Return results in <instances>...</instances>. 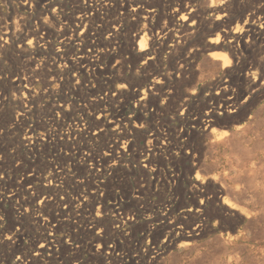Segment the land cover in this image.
<instances>
[{
  "label": "rangeland",
  "instance_id": "rangeland-1",
  "mask_svg": "<svg viewBox=\"0 0 264 264\" xmlns=\"http://www.w3.org/2000/svg\"><path fill=\"white\" fill-rule=\"evenodd\" d=\"M29 1L0 0V264H264V0Z\"/></svg>",
  "mask_w": 264,
  "mask_h": 264
},
{
  "label": "bare ground",
  "instance_id": "bare-ground-1",
  "mask_svg": "<svg viewBox=\"0 0 264 264\" xmlns=\"http://www.w3.org/2000/svg\"><path fill=\"white\" fill-rule=\"evenodd\" d=\"M6 1V0H5ZM106 1V0H105ZM111 1V0H110ZM114 1V0H113ZM135 1V0H134ZM168 1V0H167ZM188 1V0H187ZM186 1V2H187ZM222 1H224V0H222ZM262 1V0H261ZM2 2V1H1ZM23 2V1H22ZM31 2V0L28 2V3H30ZM184 2V1H183ZM193 2V1H192ZM191 2V3H192ZM209 2V1H208ZM215 2V1H214ZM221 2V1H220ZM263 2V1H262ZM164 3V2H163ZM176 4H178L177 2H175ZM188 3V2H187ZM27 4V3H26ZM102 4V3H101ZM133 4V3H132ZM150 4V3H149ZM165 4V3H164ZM180 4V3H179ZM183 4V3H182ZM213 4V3H212ZM262 4V3H261ZM23 5V4H22ZM111 5V4H110ZM175 5V4H174ZM188 5V4H187ZM26 6V5H25ZM75 6V5H74ZM136 6V5H135ZM256 6V5H255ZM254 6V7H255ZM259 6V5H258ZM105 7V6H104ZM107 7V6H106ZM179 7V6H178ZM188 8H189V6H187ZM216 7L218 8L219 6L218 5H216ZM222 7V6H221ZM257 7V6H256ZM261 7H263V6H261ZM87 8V7H86ZM260 8V7H259ZM136 9H138L137 7H136ZM192 9V8H191ZM194 9V8H193ZM27 10V9H26ZM131 10V9H130ZM132 10H133V8H132ZM181 10H182V8H181ZM184 10V9H183ZM262 10V9H261ZM86 11V10H85ZM120 11V10H119ZM127 11H129V9L127 10ZM136 11V10H135ZM139 11V10H138ZM146 11V10H145ZM149 11V10H148ZM257 11V10H256ZM263 11V10H262ZM262 11H260V12H262ZM31 12V11H30ZM152 12V11H151ZM173 12V11H172ZM181 12V11H180ZM186 12V11H185ZM184 12V13H185ZM189 12V11H188ZM192 12H194V11H192ZM222 13H223V11H221ZM221 12H219L220 14H222ZM18 13V12H17ZM83 13V12H82ZM85 13V12H84ZM104 13V12H103ZM134 13V12H133ZM147 13V12H146ZM174 13V12H173ZM179 13V12H178ZM177 13V14H178ZM216 13H218V12H216ZM219 13H218V15H219ZM183 14V13H182ZM186 15L188 14L187 12L185 13ZM225 14V13H224ZM223 14V15H224ZM251 14V13H250ZM254 14H256V12H254ZM122 15V14H121ZM190 15H191V13H190ZM215 15V14H214ZM244 15V14H243ZM49 16V15H48ZM84 16V15H83ZM135 15H133V17H134ZM147 16V15H146ZM149 16V15H148ZM175 16V15H174ZM180 16V15H179ZM216 16V15H215ZM257 16V15H256ZM116 17V16H115ZM190 17V16H189ZM80 18V17H79ZM143 18H145L144 16H143ZM180 18H182V17H180ZM184 18V17H183ZM217 18V17H216ZM248 18V17H247ZM254 17H253V15H251L250 17H249V19L252 21V20H255V19H253ZM257 18V17H256ZM138 19V18H137ZM189 19V18H188ZM191 19V18H190ZM219 19V18H218ZM179 20V19H178ZM222 20V19H221ZM242 20V19H241ZM16 21V20H15ZM110 21V20H109ZM121 21V20H120ZM180 21V20H179ZM224 21V20H223ZM222 21V22H223ZM262 21V20H261ZM114 22V21H113ZM117 22V21H116ZM116 22H114V23H116ZM174 22V21H173ZM221 22V21H220ZM223 23H225V22H223ZM247 23H248V21H247ZM254 23H257V22H254ZM262 23V22H261ZM260 23V24H261ZM264 23V22H263ZM1 24V23H0ZM23 25V24H22ZM107 25V24H106ZM222 25V24H221ZM223 25H225V24H223ZM222 25V26H223ZM59 26V25H58ZM113 26V25H112ZM115 26V25H114ZM119 26V25H118ZM174 26V25H173ZM179 26V25H178ZM183 26V25H182ZM40 27V26H39ZM249 27V26H248ZM262 27H263V25H262ZM47 28V27H46ZM45 28V29H46ZM114 28V27H113ZM173 28V27H172ZM175 28H177V25H176V27ZM236 28V27H235ZM234 28V29H235ZM40 29V28H39ZM170 29V28H169ZM168 29V30H169ZM189 29V28H188ZM245 29V28H244ZM259 29V28H258ZM260 29H261V27H260ZM172 30V29H171ZM249 30V29H248ZM253 30V29H252ZM42 31V30H41ZM40 31V32H41ZM47 31H48V29H47ZM71 31V30H70ZM162 31V30H161ZM163 31H164V28H163ZM175 31V30H174ZM181 31L183 32V29H181ZM180 31V32H181ZM185 31V30H184ZM238 31V30H237ZM251 31V30H250ZM257 31V30H256ZM259 31V30H258ZM15 32V31H14ZM39 32V31H38ZM165 32V31H164ZM168 32V31H167ZM179 32V31H178ZM181 32V33H182ZM231 32V31H230ZM34 33V32H33ZM49 33V32H48ZM161 33V32H160ZM171 33V32H170ZM173 33V32H172ZM221 33V32H220ZM227 33H228V31L226 32V35H227ZM257 34H258V32H256ZM256 33H254V34H256ZM17 34V33H16ZM42 34V33H41ZM112 34V33H111ZM167 34V33H166ZM246 34V33H245ZM218 35V34H217ZM225 35V34H224ZM232 35V34H231ZM230 35V36H231ZM252 35H253V33H252ZM8 32H4L3 34H2V39H3V41L4 40H7L8 39ZM33 36V35H32ZM35 36V35H34ZM37 36V35H36ZM45 36V35H44ZM102 36V35H101ZM168 36V35H167ZM185 36V35H184ZM221 36V35H220ZM228 36V35H227ZM239 36V35H238ZM85 37V36H84ZM28 38V37H27ZM34 38V37H33ZM44 38V37H43ZM120 38V37H119ZM174 38V37H173ZM182 38V37H181ZM180 38V39H181ZM225 38V37H224ZM228 38V37H227ZM234 38V37H233ZM236 39H237V37H235ZM251 38V37H250ZM256 38V37H255ZM262 38V37H261ZM9 39H10V36H9ZM17 39V38H16ZM22 39V38H21ZM186 39V38H185ZM247 39H249V38H247ZM259 39V38H258ZM263 39V38H262ZM261 39V40H262ZM39 40V39H38ZM42 40V39H41ZM67 40V39H66ZM69 40V39H68ZM179 40V39H178ZM224 40V39H223ZM230 40V39H229ZM244 40H246V39H244ZM250 40V39H249ZM47 41V40H46ZM64 41V40H63ZM171 41V40H170ZM185 41V40H184ZM240 41V40H239ZM251 41V40H250ZM5 42V41H4ZM43 42H45V41H43ZM66 42V41H65ZM64 42V43H65ZM237 42V41H236ZM252 42V41H251ZM79 43V42H78ZM100 43V42H99ZM176 43V42H175ZM250 43V42H249ZM255 43V42H254ZM241 44V43H240ZM251 45H252V43H250ZM1 45V44H0ZM63 45V44H62ZM123 45V44H122ZM138 45H139V49L142 51L143 50V48L145 47V45H146V40H145V38H144V36L142 35V36H140L139 37V43H138ZM234 45V44H233ZM255 44H253V46H254ZM65 46V45H64ZM91 46H92V44H91ZM91 46H90V48H91ZM240 46V45H239ZM246 46V45H245ZM110 47V46H109ZM235 47V46H234ZM252 47V46H251ZM47 48V47H46ZM149 48V47H148ZM235 48H238V46L237 47H235ZM234 48V49H235ZM250 48V47H249ZM246 49V48H245ZM89 50V49H88ZM90 50H92V49H90ZM237 50V49H236ZM242 50V49H241ZM248 50V49H247ZM250 51H252V50H250ZM249 51V53H251ZM94 52V51H93ZM93 52H92V54H93ZM102 52V51H101ZM219 52V51H218ZM247 52V51H246ZM232 53V52H231ZM243 53H245V52H243ZM242 53V54H243ZM82 54V53H81ZM86 54V53H85ZM105 54V53H104ZM240 54V53H239ZM247 54V53H246ZM20 55V54H19ZM88 55V54H87ZM87 55H81V56H79V61H80V64H82V68H86L87 70H89V69H91V67H93L94 65H93V63H89L88 61H87V59H88V56ZM154 55V54H153ZM229 55V54H228ZM235 55V54H234ZM214 56H215V54H214ZM249 56V55H248ZM78 57V56H77ZM96 57V56H95ZM229 58H230V56L228 57V60H229ZM90 59H91V57H90ZM96 59V58H95ZM234 59V58H233ZM232 59V60H233ZM225 60H227V59H225ZM223 61V65L224 64H226L227 62L226 61ZM236 60V59H235ZM264 60V59H263ZM78 61V62H79ZM92 61V60H91ZM96 61V60H95ZM239 61V60H238ZM36 62V61H35ZM232 62H234V61H232ZM218 63H219V61H218ZM228 64V63H227ZM253 64V63H252ZM251 64V65H252ZM77 65H79V64H77ZM245 66V65H244ZM213 67H214V65H213ZM247 67V66H246ZM252 67H253V65H252ZM78 68V67H77ZM82 68H81V70H82ZM225 68V67H224ZM256 68V67H255ZM74 69H75V67H74ZM227 69H229V66H228V68ZM79 70V69H78ZM93 70V69H92ZM246 70H248V69H246ZM76 71H77V69H76ZM255 71V70H254ZM259 71H260V69H259ZM79 72H80V70H79ZM89 72H91V71H89ZM94 72H95V70H94ZM247 72V71H246ZM34 73V72H33ZM87 73V72H86ZM184 73V72H183ZM255 73V72H254ZM256 73H257V71H256ZM258 73H260V72H258ZM83 74V73H82ZM245 74V73H244ZM85 75V77H86V74H84ZM88 75V74H87ZM251 75V74H250ZM261 75V74H260ZM259 75V76H260ZM263 75H264V73H263ZM245 76V75H244ZM256 76V75H255ZM257 76H258V74H257ZM75 77V76H74ZM78 77H79V75H78ZM81 77V76H80ZM93 77V76H92ZM249 77V76H248ZM263 77V76H262ZM262 77L260 76V79H262ZM252 78V77H251ZM88 79V78H87ZM249 79H250V77H249ZM20 80V79H19ZM17 81V80H16ZM20 81H22V80H20ZM24 81H25V79H24ZM257 81V80H256ZM34 82V81H33ZM21 83V82H20ZM25 83V82H24ZM23 83V84H24ZM26 83H27V81H26ZM31 83V82H30ZM51 83V82H50ZM249 83H250V81H249ZM22 84V83H21ZM226 85V84H225ZM26 86V85H25ZM251 86V85H250ZM257 86V85H256ZM150 89V88H149ZM152 89V88H151ZM250 89H253V88H250ZM261 89V88H260ZM257 90H259L258 88H257ZM219 91V90H218ZM22 92H24L23 90H22ZM249 92V91H248ZM253 92H256V91H254L253 90ZM80 93V92H79ZM243 94V93H242ZM241 95V94H240ZM14 96V95H13ZM243 96V95H242ZM250 97V96H249ZM215 98V97H214ZM247 98V97H246ZM256 98V97H255ZM223 99V98H222ZM6 100V99H5ZM63 100V99H62ZM71 102V101H70ZM229 102V101H228ZM234 102V101H233ZM234 103H236V102H234ZM27 104V103H26ZM226 104V103H225ZM237 104V103H236ZM218 105H220V104H218ZM224 105V104H223ZM231 105V104H230ZM235 105V104H234ZM238 105V104H237ZM215 107V106H214ZM213 107V108H214ZM234 107V106H233ZM63 108V107H62ZM237 108V107H236ZM220 109V108H219ZM222 109V108H221ZM232 110V109H231ZM236 110V109H235ZM109 112V111H108ZM183 112V111H182ZM214 112V111H213ZM222 112V111H221ZM228 112V111H227ZM225 113H226V111H225ZM212 114V113H211ZM210 114V116H212ZM215 114V113H214ZM232 114V113H231ZM208 115V114H207ZM68 116V115H67ZM210 118V117H209ZM200 119V118H199ZM180 120V119H179ZM99 121V120H98ZM185 121V120H184ZM134 122V121H133ZM194 124V123H193ZM141 126V125H140ZM42 129V128H41ZM68 129V128H67ZM31 131V130H30ZM195 132V131H194ZM185 133V132H184ZM188 134V133H187ZM234 135V134H233ZM230 138V137H229ZM35 140V139H34ZM69 141V140H68ZM44 142V141H43ZM228 143V142H227ZM223 144V143H222ZM177 147V146H176ZM54 148V147H53ZM150 148V147H149ZM125 151V150H124ZM93 152V151H92ZM119 154V153H118ZM144 154V153H143ZM123 156V155H122ZM120 159V158H119ZM152 159V158H151ZM149 160V159H148ZM119 163V162H118ZM70 164V163H69ZM145 166V165H144ZM44 173V172H43ZM95 174V173H94ZM110 175V174H109ZM3 176V175H2ZM22 178V177H21ZM49 179V178H48ZM95 181V180H94ZM88 182V181H87ZM91 182V181H90ZM47 186V185H46ZM90 187V186H89ZM13 188V187H12ZM88 190V189H87ZM91 190V189H90ZM100 195V194H99ZM71 196V195H70ZM54 200V199H53ZM115 206V205H114ZM116 207V206H115ZM115 207H113V208H115ZM155 207V206H154ZM19 208V207H18ZM49 208V207H48ZM9 209V208H8ZM122 210V209H121ZM115 215V214H114ZM119 215V214H118ZM101 218V217H100ZM67 219V218H66ZM123 223V222H122ZM72 225V224H71ZM93 227V226H92ZM4 231V230H3ZM22 231V230H21ZM27 232V231H26ZM98 232V231H97ZM8 234V233H7ZM7 237V236H6ZM82 238V237H81ZM97 243V242H96ZM78 247V246H77ZM156 248V247H155ZM101 249V248H100ZM111 251V250H110ZM158 252V251H157ZM38 253V252H37ZM89 253V252H88ZM160 253V252H159ZM154 255V254H153ZM158 255V254H157ZM36 256V255H35ZM17 259V258H16Z\"/></svg>",
  "mask_w": 264,
  "mask_h": 264
}]
</instances>
